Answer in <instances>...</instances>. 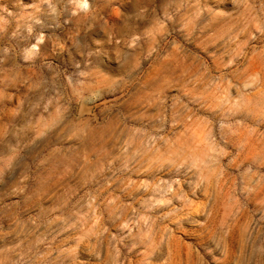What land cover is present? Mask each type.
<instances>
[{
  "label": "rangeland",
  "instance_id": "rangeland-1",
  "mask_svg": "<svg viewBox=\"0 0 264 264\" xmlns=\"http://www.w3.org/2000/svg\"><path fill=\"white\" fill-rule=\"evenodd\" d=\"M0 264H264V0H0Z\"/></svg>",
  "mask_w": 264,
  "mask_h": 264
}]
</instances>
